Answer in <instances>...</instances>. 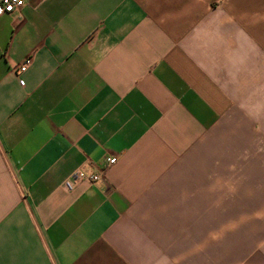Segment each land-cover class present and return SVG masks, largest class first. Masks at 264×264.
Returning <instances> with one entry per match:
<instances>
[{"label":"crops","instance_id":"0c3cea01","mask_svg":"<svg viewBox=\"0 0 264 264\" xmlns=\"http://www.w3.org/2000/svg\"><path fill=\"white\" fill-rule=\"evenodd\" d=\"M0 264H264V0L0 16Z\"/></svg>","mask_w":264,"mask_h":264},{"label":"built area","instance_id":"2783aa9c","mask_svg":"<svg viewBox=\"0 0 264 264\" xmlns=\"http://www.w3.org/2000/svg\"><path fill=\"white\" fill-rule=\"evenodd\" d=\"M24 5V0H0V16L2 15H12L20 10V8ZM32 63V58L27 57L25 58L19 66H17V71L19 74L24 73ZM19 84L22 85L23 81L19 80ZM116 158H110L107 160V166H111L115 164ZM100 179V174H92V175H85L82 171L76 170L73 172L66 184L69 187H73L78 182H88L94 183Z\"/></svg>","mask_w":264,"mask_h":264}]
</instances>
